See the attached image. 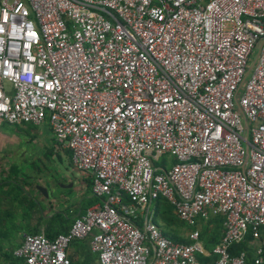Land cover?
Wrapping results in <instances>:
<instances>
[{
	"label": "built area",
	"instance_id": "1",
	"mask_svg": "<svg viewBox=\"0 0 264 264\" xmlns=\"http://www.w3.org/2000/svg\"><path fill=\"white\" fill-rule=\"evenodd\" d=\"M46 121L98 201L24 235L26 264H71L85 237L100 264H204L198 229L154 223L159 196L187 224L224 215L211 264H263L264 0H0V123ZM248 230L253 262L230 251Z\"/></svg>",
	"mask_w": 264,
	"mask_h": 264
},
{
	"label": "crops",
	"instance_id": "2",
	"mask_svg": "<svg viewBox=\"0 0 264 264\" xmlns=\"http://www.w3.org/2000/svg\"><path fill=\"white\" fill-rule=\"evenodd\" d=\"M15 125L25 126V124ZM12 137L0 134V248L8 251L7 246H3V244L10 243L12 239L6 240L5 236H18L15 246L12 248L15 251L17 246L22 243L23 237L26 234L56 235L60 232H67L73 219L82 214L90 206L87 203L92 192L88 185V181L91 180L90 177L78 172L79 184L75 191H61L57 196L49 197L45 195L46 198H42L41 196H44V194L38 190L37 185L44 188L46 186L39 177L38 179L35 178V163L20 162L21 166L18 167L17 164L11 162V160H6L2 156L3 149L7 148L6 142L9 143ZM51 140L52 145L55 146L53 152L56 149L65 153L68 152L67 154L71 162L70 151L59 147L54 140V135ZM53 154H48V156H52ZM153 201L151 204H153ZM124 202L127 205L132 204L136 206L129 198H126ZM139 215L142 216L140 224H143L145 212L143 213L138 210V217ZM184 235L187 236L188 233L185 232ZM67 253L73 259V264H99L95 253L90 249L87 237L72 240L68 246ZM0 264H7V262L0 259ZM16 264L23 263L19 261Z\"/></svg>",
	"mask_w": 264,
	"mask_h": 264
},
{
	"label": "rangeland",
	"instance_id": "3",
	"mask_svg": "<svg viewBox=\"0 0 264 264\" xmlns=\"http://www.w3.org/2000/svg\"><path fill=\"white\" fill-rule=\"evenodd\" d=\"M256 53L257 50H254L252 53L253 59ZM4 84L8 89H12V84L9 81H4ZM239 93H241V90ZM26 128V126H16L8 123L0 125V134L13 136L9 143L6 142L7 148L3 149L2 156L6 160H11V162L17 164L18 167L21 166L20 162H34L36 167L35 178L38 179L39 177L43 184H45L47 190L46 196H57L61 191H75L79 184V175L71 165L68 154L56 149L52 156H48V150L55 148L52 145L51 139L53 135L48 122L32 125L31 130ZM173 162H175L174 157L167 154L162 156L158 163H163L169 167ZM28 171L32 173L29 169ZM46 196L41 197L46 198ZM138 210L141 211L140 208ZM140 214L143 215L142 213ZM149 214L151 216L154 214L153 204L149 207ZM17 237L16 235L5 236L6 240L10 238L12 240H10V243H4L3 246L6 245L7 249L12 250L16 244Z\"/></svg>",
	"mask_w": 264,
	"mask_h": 264
},
{
	"label": "trees",
	"instance_id": "4",
	"mask_svg": "<svg viewBox=\"0 0 264 264\" xmlns=\"http://www.w3.org/2000/svg\"><path fill=\"white\" fill-rule=\"evenodd\" d=\"M18 126V125H17ZM26 129L31 130V124H25ZM49 154L53 153V150H48ZM68 153V152H66ZM88 185L91 189V180L88 181ZM127 198V197H126ZM98 201V198L90 193L88 198V205H92ZM154 205V214L152 219L154 223L163 229V232L171 237L172 239L180 242L189 243L191 239L184 235L185 232L189 233L195 229L199 230V240L202 243L203 248L208 252L207 255H203L201 253L197 254V258L202 261L204 264H211L210 262L215 258V255L212 251L213 247L219 242L222 234H223V221L224 215H210L207 220L198 219V221L191 225L186 222L180 220L177 215L174 213V208L170 204V202L164 198L163 196L157 197L153 201ZM140 220H142V216L139 215L136 223L140 224ZM262 236L264 237V227L260 229ZM62 233V232H60ZM57 235V234H56ZM56 235L48 234L46 235L48 238H53ZM89 240V237H87ZM253 243L251 242V230H248L245 238L241 242L234 243L230 247V251L233 254H237L241 251H246V261L253 262L255 257ZM14 250V249H13ZM13 250H2L0 248V259L7 262V264H16V262H22L25 264L23 258L17 257L14 254ZM96 259L98 260L97 255L95 254ZM71 259V264H73V259ZM100 264V263H99ZM263 264H264V253H263Z\"/></svg>",
	"mask_w": 264,
	"mask_h": 264
},
{
	"label": "water",
	"instance_id": "5",
	"mask_svg": "<svg viewBox=\"0 0 264 264\" xmlns=\"http://www.w3.org/2000/svg\"><path fill=\"white\" fill-rule=\"evenodd\" d=\"M253 63H254V60L252 61V64L248 67V69H247V71H246V74H247V73L249 72V70L251 69V66L253 65ZM244 125H245V127L247 128V121H246L245 119H244ZM37 187H38V190H39L40 192H42L44 195H47V193H46V189H45L43 186L37 185ZM147 213H148V209H146V211H145V215H144L145 219H146Z\"/></svg>",
	"mask_w": 264,
	"mask_h": 264
}]
</instances>
